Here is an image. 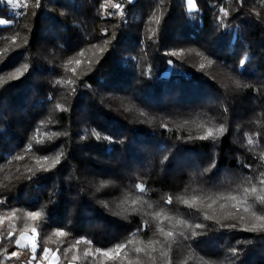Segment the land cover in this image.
Masks as SVG:
<instances>
[{
    "label": "trees",
    "instance_id": "trees-1",
    "mask_svg": "<svg viewBox=\"0 0 264 264\" xmlns=\"http://www.w3.org/2000/svg\"><path fill=\"white\" fill-rule=\"evenodd\" d=\"M26 3L18 15L0 0V217L16 213L0 224V261L28 264L31 250L14 243L27 226L39 264L74 253L73 264H264V231L246 230L264 203H239L244 188L264 195V0H194L192 12L186 0ZM69 59L81 60L68 65L75 75ZM60 153L39 169L37 158ZM56 230L67 235L52 243Z\"/></svg>",
    "mask_w": 264,
    "mask_h": 264
},
{
    "label": "snow or ice",
    "instance_id": "snow-or-ice-1",
    "mask_svg": "<svg viewBox=\"0 0 264 264\" xmlns=\"http://www.w3.org/2000/svg\"><path fill=\"white\" fill-rule=\"evenodd\" d=\"M129 2H134V0H129ZM8 3L10 5H12L14 8H19V7H23L25 9L27 8L26 0H24V2H21V0H8ZM40 3H41V0H36V6L37 7L40 6ZM187 3L189 5H192L193 8L195 7L194 0H187ZM102 7H103V5H102ZM117 7H119V6L117 5ZM189 10L191 11L192 9L190 8ZM220 12H221L222 16L226 17L228 15V12L224 8H221ZM17 14L18 15H26V12L17 13ZM156 22L159 23V19H157ZM4 23H5L4 20H0V24H4ZM153 34H154V30H153ZM13 42H15V41L13 40ZM105 43H107V41H105ZM92 47L95 48L97 46L93 45ZM104 50H105L104 48H99L98 49V51H100V52H103ZM197 54L199 55V53H197ZM78 55L83 57L84 56V52L81 51ZM173 55H180V53H173ZM73 63H75L77 66H79L81 64V60L77 59V60L73 61L72 59H69V61L65 65V68H66V70L72 71L73 74L75 75V69H68V65H71ZM208 63L211 64L212 61L209 60ZM244 63H245V60L242 59L241 62H240L241 66H243ZM203 67H204V65L202 64L201 68H203ZM27 70H28V65L24 64L21 68H17L14 72L10 73L9 74V79H16L18 76L22 75L23 72H25ZM57 83H60V81H57ZM64 83L72 84V83H74V81L68 80V81H64ZM240 86L241 85L237 82V87H240ZM246 86L247 85H245V87ZM73 91H74V89H73ZM56 107L59 109L61 106L58 104V105H56ZM41 123H43V122H41ZM223 131H224L223 126H221L219 128H215V129L208 128L206 130L205 134L200 137V139H208V138L216 139V137L218 135L222 134ZM64 134L66 135V133H64ZM92 134L97 136V138L99 139V133H97L95 131V129L92 130ZM58 135H61V134L60 133H52L48 137V139H51L52 137L58 136ZM36 142L37 143H42L43 141L42 140H37ZM252 143H253V141L251 139H249L248 140V144L251 145ZM31 149H32V145L31 144L26 146V150L30 151ZM62 156H63V153H60V154L56 155L51 160V163H49V159L50 158L48 156L40 157V158L36 159V164L38 165L39 169H41L43 171H48L50 168L54 167L56 164H58L60 162V159H61ZM23 158H24L23 156H19V155L15 157V159H17V160H21ZM165 159H167V157H165ZM45 165H47V167ZM27 171L32 172L33 170L31 168H28ZM106 183H107L106 181H101V186H103ZM260 185L262 187L259 189V191H260V193H264V173H261ZM137 189L139 191H141V192L144 191L143 185H137ZM243 192H244V199L240 200L239 203L246 205L244 207V209H243L244 212H248L249 211V207L247 206V197L249 195H255V198H256L257 201H259L260 203H264V195H256L257 194V187L256 186H252L251 188H244ZM221 198H224V197H221ZM226 198L229 199V200H232V201H237L238 200L237 196H233L231 194H229L228 197H226ZM196 200H197V198L193 197L191 201L183 200L182 202L187 204L189 207H193L195 205V203H196ZM167 202L171 203L172 202V198L169 197ZM213 203H215V201H213ZM132 204L133 205L137 204V200H132ZM208 207H211V205H208ZM221 207H223V205H221ZM233 207H238V204H234ZM133 210H135V209H133ZM154 215H155L156 218H159L161 216V213L157 212ZM26 216L28 218H30V219L35 220V219H37L38 217L41 216V213H39V212H28V213H26ZM252 216L254 217L255 221H257L258 223L251 224L250 228H248L246 230H248V231H264V216L256 215L255 213H252ZM6 218L15 219L16 218V213L12 212V213H8L6 217H0V224H3L4 219H6ZM168 219H171V218L169 217ZM205 219H211V217L205 216ZM240 219L243 220L244 217L241 216ZM176 224H184L185 227H188L187 224H185L184 221H181V220H177ZM9 227L12 230L8 231L7 236H8V238H11L13 236V233L17 229L15 228L14 224H10ZM195 227L196 228H200V227H203V225L197 224ZM233 227H234V225H233ZM26 230H27V226H25L24 230H21L20 236L14 241V243L16 244L18 250H24V249H30L31 250L32 257L29 260L28 264H32L33 261H36V264H39V260H37V253H36L37 245L35 243L36 228L35 227L32 228V235H31V242L30 243L29 242H25V232H26ZM159 231L165 237L166 240H168L169 238L173 237V235H174L172 231L165 232L163 228H160ZM180 234L183 235L182 232ZM66 235H67V233L65 231L56 230L52 234V236L56 237V240H53L52 236L49 237V240L52 243H55L61 237H64ZM192 235L196 236V235H198V233L193 231ZM81 243H90V242L83 241V240H78V241H76V245H73V248H75L76 246H78ZM124 247H125V245H123V244L117 245L113 249H110V250H107V251H103L101 254L103 256L109 257L111 259V258H114L113 255H112L113 253L119 254L120 251ZM149 247H150V245H149ZM49 251L50 250L48 248L44 249L45 257L47 256ZM68 251H70V249H66L65 250L66 253ZM100 251L101 250L97 249V252H100ZM135 251L137 253H139V252L144 251V249L141 248V247H136ZM232 251L235 252L234 249ZM89 254H91L90 251L89 250H85L84 255L87 256ZM125 255H126V253H125ZM17 256H18V252H12L11 253V257H17ZM11 257H6V259H10ZM77 259H78V256L74 253L72 255V260L69 262V264H73V262H75ZM0 264H3V261H0Z\"/></svg>",
    "mask_w": 264,
    "mask_h": 264
},
{
    "label": "rangeland",
    "instance_id": "rangeland-1",
    "mask_svg": "<svg viewBox=\"0 0 264 264\" xmlns=\"http://www.w3.org/2000/svg\"><path fill=\"white\" fill-rule=\"evenodd\" d=\"M7 2H8V0H6ZM21 2H24L23 0H21ZM194 5H195V3H194ZM14 8V7H13ZM22 8L23 7H19V8H14L17 12L16 13H19L20 12V10H22ZM186 8H187V10L188 11H190L189 9L191 8L192 10L190 11V12H192V11H196V6L193 8L192 7V5H189L188 3H187V0H186ZM21 13V12H20ZM27 236V235H26ZM25 241H27V238H25ZM51 260V259H50ZM50 260H49V262H50Z\"/></svg>",
    "mask_w": 264,
    "mask_h": 264
},
{
    "label": "built area",
    "instance_id": "built-area-1",
    "mask_svg": "<svg viewBox=\"0 0 264 264\" xmlns=\"http://www.w3.org/2000/svg\"><path fill=\"white\" fill-rule=\"evenodd\" d=\"M24 1V0H23Z\"/></svg>",
    "mask_w": 264,
    "mask_h": 264
}]
</instances>
